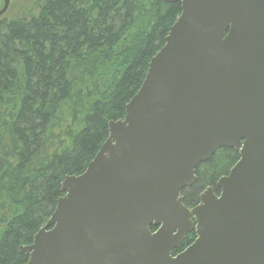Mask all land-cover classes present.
I'll list each match as a JSON object with an SVG mask.
<instances>
[{
	"label": "water",
	"instance_id": "95a60500",
	"mask_svg": "<svg viewBox=\"0 0 264 264\" xmlns=\"http://www.w3.org/2000/svg\"><path fill=\"white\" fill-rule=\"evenodd\" d=\"M163 1L180 16L124 118L19 248L27 264H264V0ZM223 147L240 159L189 208L184 188Z\"/></svg>",
	"mask_w": 264,
	"mask_h": 264
},
{
	"label": "trees",
	"instance_id": "16d2710c",
	"mask_svg": "<svg viewBox=\"0 0 264 264\" xmlns=\"http://www.w3.org/2000/svg\"><path fill=\"white\" fill-rule=\"evenodd\" d=\"M18 1L16 15L0 17V264H27L19 248L54 213L66 176L87 169L109 122L124 118L182 12L180 1ZM239 159L223 147L200 163L184 203L220 191Z\"/></svg>",
	"mask_w": 264,
	"mask_h": 264
},
{
	"label": "rangeland",
	"instance_id": "374dc122",
	"mask_svg": "<svg viewBox=\"0 0 264 264\" xmlns=\"http://www.w3.org/2000/svg\"><path fill=\"white\" fill-rule=\"evenodd\" d=\"M19 2L18 0H11L10 7L8 11L6 12L5 16L11 17L17 14L18 8H19Z\"/></svg>",
	"mask_w": 264,
	"mask_h": 264
},
{
	"label": "flooded vegetation",
	"instance_id": "af4514ba",
	"mask_svg": "<svg viewBox=\"0 0 264 264\" xmlns=\"http://www.w3.org/2000/svg\"><path fill=\"white\" fill-rule=\"evenodd\" d=\"M204 190H205V189H204ZM204 190H203V191H204ZM203 191H202V192H203ZM202 192H201V193H202ZM215 192H216L217 194H219L220 191H218V190L215 189ZM201 193H200V194H201ZM199 196H200V195H199ZM198 202H199V197H198ZM198 202L195 203V204H192V205H187V206H188L189 208H192L193 206L197 205ZM181 245H182V244H181ZM181 245H180V246H181ZM180 246H179V248H180ZM179 248H177V249H179ZM177 249H176V250H177ZM176 250H175V251H176ZM175 251H174V252H175ZM182 251H183V250H182ZM179 252H181V251H179ZM179 252H175L174 254H178Z\"/></svg>",
	"mask_w": 264,
	"mask_h": 264
},
{
	"label": "bare ground",
	"instance_id": "6f19581e",
	"mask_svg": "<svg viewBox=\"0 0 264 264\" xmlns=\"http://www.w3.org/2000/svg\"><path fill=\"white\" fill-rule=\"evenodd\" d=\"M181 2V1H180ZM153 229V228H152ZM182 252V251H181ZM180 253V252H179ZM174 255H176V254H174Z\"/></svg>",
	"mask_w": 264,
	"mask_h": 264
}]
</instances>
